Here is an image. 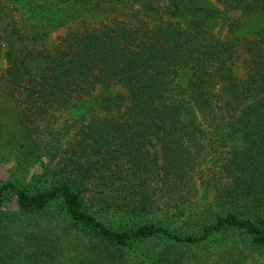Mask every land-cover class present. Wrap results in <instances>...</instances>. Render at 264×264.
Listing matches in <instances>:
<instances>
[{
  "label": "trees",
  "instance_id": "16d2710c",
  "mask_svg": "<svg viewBox=\"0 0 264 264\" xmlns=\"http://www.w3.org/2000/svg\"><path fill=\"white\" fill-rule=\"evenodd\" d=\"M215 2L11 0L0 87L18 109L21 158L46 157L48 178L0 180V220L15 196L20 216L44 221L21 264H57L48 233L67 226L87 239L73 264H122L161 238L142 264H208V241L220 247L213 264H264V27L237 36L229 21L233 10L264 17V0ZM57 25L66 30L50 43ZM78 105L86 112L69 115ZM207 188L209 204L198 201ZM97 203L120 221L99 219ZM157 211L191 232L147 217Z\"/></svg>",
  "mask_w": 264,
  "mask_h": 264
},
{
  "label": "rangeland",
  "instance_id": "374dc122",
  "mask_svg": "<svg viewBox=\"0 0 264 264\" xmlns=\"http://www.w3.org/2000/svg\"><path fill=\"white\" fill-rule=\"evenodd\" d=\"M26 1V0H21ZM210 1L215 6L221 7L215 0H202ZM11 0H0V17L3 16V12L11 10V14L17 15L15 7L11 6ZM30 2V0H29ZM17 3L19 7H21ZM229 21L234 22L236 25L233 33L237 36L254 35L258 30L264 27V17L262 15H243L239 10H233L229 12ZM17 17V16H16ZM1 26V24H0ZM66 27L64 25H57L49 30L47 40L50 43L58 41V37L64 34ZM228 26L222 19H218L215 24V32L221 37L225 38L228 33ZM0 75L3 69L6 67V61L4 57L5 46H3V38L0 36ZM234 73L238 78H243L246 72L241 57H238L234 62ZM120 90L118 87L112 88V91ZM122 91V90H121ZM86 103V102H84ZM84 107L77 106L71 109L69 115L78 116L83 114ZM64 114V113H63ZM64 116V115H62ZM62 120V117L58 118V123ZM60 126L56 124L57 127ZM72 129V128H71ZM20 127L18 124V109L13 100L3 92L0 87V180L14 179L22 184L29 186L41 187L46 184L47 176L43 173L42 163L46 160L43 155L39 158L34 157L29 159H22L21 154V142ZM24 141V140H23ZM229 143H233L229 141ZM215 155V154H214ZM213 156V160L217 159ZM211 159L207 161L210 163ZM214 189L207 188L205 195L200 191L198 201L203 202L213 201ZM17 202L15 196H11L10 199L3 205V219L0 220V263L1 264H21L22 259L26 251L29 249L28 245L24 242V237L33 231V225L35 222L43 224L44 221L40 219H31L22 217L17 213ZM93 211L95 215L104 221L105 223L117 224L120 217L117 214L111 212H105L100 210L98 203L94 205ZM147 217L163 219L164 221H170L172 225L179 229H183L186 232H191V226H186L182 223L183 216H172L171 213H165L163 211H157ZM56 219V218H54ZM50 218L49 225L54 226L55 221ZM9 224V225H7ZM37 224V225H39ZM57 225V224H56ZM69 231L63 233L61 227L53 228L48 233V238L55 244V250L58 252L56 263L57 264H73L77 256H80L81 250L84 249L87 239L82 237L78 232L68 229ZM164 239H156L155 241L140 242L135 246V249L131 253L127 254L122 264H142L141 258H144L148 262V256L141 253H151L162 244ZM218 242H207L205 246L198 249V253H206L209 259L208 264H213L214 259H218L217 252L220 249ZM14 247V251L11 248ZM58 249V250H57ZM197 251V249L195 250ZM147 252V253H146ZM190 253V252H189ZM141 256V257H140ZM224 261V260H222Z\"/></svg>",
  "mask_w": 264,
  "mask_h": 264
}]
</instances>
